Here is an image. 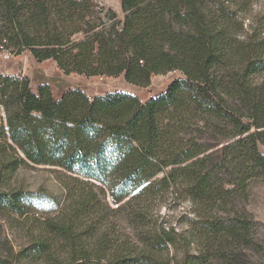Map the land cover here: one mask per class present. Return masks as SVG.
Here are the masks:
<instances>
[{
  "label": "trees",
  "instance_id": "trees-1",
  "mask_svg": "<svg viewBox=\"0 0 264 264\" xmlns=\"http://www.w3.org/2000/svg\"><path fill=\"white\" fill-rule=\"evenodd\" d=\"M120 4L122 20L93 0H0V49L13 55L140 88L182 74L141 102L79 88L55 98L0 73V213L23 238L0 225V264H235L233 244H254L236 202L264 178V0ZM35 166L62 189L55 214L30 211L50 194L10 184ZM168 190L190 203L187 231L159 213ZM188 233L197 251L170 255Z\"/></svg>",
  "mask_w": 264,
  "mask_h": 264
},
{
  "label": "rangeland",
  "instance_id": "rangeland-1",
  "mask_svg": "<svg viewBox=\"0 0 264 264\" xmlns=\"http://www.w3.org/2000/svg\"><path fill=\"white\" fill-rule=\"evenodd\" d=\"M93 1L105 9L113 10L117 18L122 20L121 0ZM7 54L9 57H7ZM0 73L27 77L29 79V87L34 92L38 84L47 83L55 98H59L60 94L68 89L79 88L90 97L109 92L125 91L137 96L141 102L163 93L172 80L182 76L178 70L152 75L150 85L140 88L125 82L122 76L66 74L51 59L37 62L28 50L19 55H13L8 49H0ZM220 146L219 144L213 149ZM261 150H264V146H261ZM48 168L47 166L22 167L10 179V184L13 186L21 187L29 192L40 190L54 198L53 201L45 198L32 199L34 207L30 211L35 216L55 214L61 205L62 189L58 185L55 175ZM247 192V199H238L236 208L238 211L245 212L251 221L250 235L254 244L252 246H244L241 243H234V263L264 264V178L252 180L248 185ZM158 210L162 216H165L169 225H175L179 230H188L187 218L192 216L188 201H177L174 192L168 190L166 199L159 204ZM0 225H2L4 233L11 236L15 242L23 240L21 232L18 233L19 229L11 224V219L1 213ZM188 238L190 240L188 247L183 243L176 248L169 245V254H176V257L181 259L186 251L190 254L195 253L197 251L196 243L189 233Z\"/></svg>",
  "mask_w": 264,
  "mask_h": 264
},
{
  "label": "built area",
  "instance_id": "built-area-1",
  "mask_svg": "<svg viewBox=\"0 0 264 264\" xmlns=\"http://www.w3.org/2000/svg\"><path fill=\"white\" fill-rule=\"evenodd\" d=\"M7 57H9V55L7 54Z\"/></svg>",
  "mask_w": 264,
  "mask_h": 264
}]
</instances>
